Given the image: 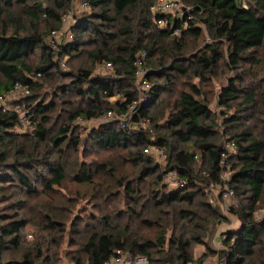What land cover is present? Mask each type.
<instances>
[{
  "label": "trees",
  "instance_id": "16d2710c",
  "mask_svg": "<svg viewBox=\"0 0 264 264\" xmlns=\"http://www.w3.org/2000/svg\"><path fill=\"white\" fill-rule=\"evenodd\" d=\"M72 1L0 0V95L16 83L30 91L9 102L11 107L29 110L24 118L14 109L0 107V264H58L66 223L79 192L66 187V168L70 163L73 167L78 164L77 159H70L82 146V133H86L89 151H107L117 158L125 154L118 160L140 165L141 180L155 176L157 187L151 212L146 205L139 211L131 208L142 226L157 229L154 237L147 238L130 223L123 228L113 224L115 211L109 209L115 198L113 186L94 181L103 173L114 175L119 161L114 164L106 158L94 167L80 164L74 179L90 187V194H86L104 225L103 230L94 229L83 243L87 264H103L118 249L146 256L149 264H204L205 255L196 256L199 245L226 264H264V219L254 218L264 203V135L250 130L248 115L242 113L223 117L225 129L220 135L201 87L212 82L222 65L235 75L219 92L220 106L232 108L246 94L239 105L255 107L258 92L244 86L239 68L252 51L264 45V0H184L188 5L185 17L163 15L165 28L156 24L158 15L152 12L157 0H88L90 9L72 27L74 42L53 50L46 38L61 28ZM42 21L46 23L43 28ZM185 21L188 27L175 36L174 29L182 28ZM205 33L212 44L193 53L192 59L185 58L187 36L200 39ZM141 51L148 54L147 76L152 88L134 121L148 119L149 124L137 130L122 129L118 121L84 126L108 111L117 115L126 112L137 97L134 61ZM62 60L72 66L67 72L61 69ZM107 61L113 64L112 75L96 74L97 66ZM181 75L196 77L201 84L181 91L162 132L160 121L166 108L162 95L174 88ZM55 77L69 80L52 84L48 98L44 82ZM72 94L75 100L69 97ZM114 97L122 99L114 101ZM58 104L68 116L55 132L52 114ZM79 118L83 121L78 122ZM226 141L237 146L229 160L231 178L227 183L240 198L239 207L230 210L241 225L221 236L223 249L214 252L210 242L221 216L219 207L207 197L211 187L221 186L220 153ZM149 146L164 148L165 169L144 152ZM171 171L188 183L168 188L164 177ZM116 185L125 187L130 203L137 205L139 195L129 182L117 181ZM61 190L64 194L60 196ZM78 235L73 229L72 245L77 244L74 238ZM73 261L85 264L77 256Z\"/></svg>",
  "mask_w": 264,
  "mask_h": 264
},
{
  "label": "rangeland",
  "instance_id": "374dc122",
  "mask_svg": "<svg viewBox=\"0 0 264 264\" xmlns=\"http://www.w3.org/2000/svg\"><path fill=\"white\" fill-rule=\"evenodd\" d=\"M75 5L76 3H79V0H73ZM186 5V3L184 2ZM188 7V5H186ZM71 7L69 10L64 14L63 17H65L68 22L64 26L63 35H62V43L59 46L58 50L63 49V46H67L68 43L66 40H70V33L73 34L72 27L77 23V21L74 22L73 18L71 17L72 13ZM86 11L77 10L76 16H80L82 13H85ZM187 13L184 14L183 18L185 17ZM172 18L175 17V15H171ZM63 25V22L61 23ZM71 24V25H70ZM46 25L45 21H42L40 23V27H44ZM61 25V27H62ZM72 26V27H71ZM176 36V35H175ZM48 37V36H47ZM186 51H185V58L192 59L193 53L199 52L201 49L206 48L209 44H212V40L208 37V35L205 33L204 36H202L200 39H194L192 36H187L186 38ZM72 44V43H69ZM51 48V47H50ZM64 59L67 60L66 57ZM65 61V60H62ZM72 68V66H70ZM70 67L66 64L65 67L62 69L63 72H67L70 70ZM239 71L243 73V77L245 79L244 86H249V89L252 91H257L258 96L256 98V105L253 108H246L248 106H245L246 104L239 105L242 100L246 97V94L242 95V98L236 102L232 108L227 107H221L219 103V92L222 89V87L226 84V82L229 80V78L234 77L235 71L228 72L227 69H225L222 65L219 66L216 75L212 78V82L209 85H201L202 89L206 92L207 97L209 99L210 108L212 109L214 118L217 121L218 124V131L219 134L222 135L224 132V120L223 117L227 116V114H235V113H242L248 115V121L247 125L249 126L250 130H253L256 134H263L264 135V97H261V93L264 96V45L262 47H259L252 51L251 57L249 60L242 63L241 67L239 68ZM95 73L97 74L96 70ZM68 78L65 77H55L52 81H46L44 82V92L49 93L50 96L48 98H51V91H52V84L54 86L56 83L68 81ZM176 84L174 85V88L171 91L165 92L162 95V98H164L165 102V111L164 116L161 119V123L163 124L162 132L166 131L167 126V120L173 115V104L176 99H178L179 94L181 91L189 90V86L192 84H201L200 79L196 77H187V76H179L177 81H175ZM43 91V90H42ZM71 99L75 100L76 97L71 96ZM59 103V100H57ZM237 110V112H236ZM53 118H52V124L55 127V132L58 130L59 126L66 123V118L68 114L63 110V106L58 104V107L53 112ZM29 125V124H28ZM25 125V126H28ZM84 126L91 128L94 123L87 122L83 124ZM81 124V126H83ZM95 127V126H93ZM54 132V133H55ZM79 132V129L75 132L77 134ZM86 133H82V146H80L79 151L75 153V157L70 159V161H73V159H77V165L73 167L74 165L70 163L66 170H67V180L65 182L66 187L71 189L72 191L78 190L77 195V202L75 201V206L72 208V213L69 216V220L66 223V229L67 233L66 236L63 238V244H62V253L59 257L58 264H74L75 257H79L82 259L85 264L88 263V256L82 251L83 243L86 241V238L88 235L93 232L94 229L97 230H103V217H101V214L99 211L95 209L94 201L86 194L90 190H88L90 187L87 185H81L77 183L74 179V175L79 171L81 168L80 164L83 163L84 167H87L89 165H92L93 167L102 161H104L106 158L112 161L114 164L117 161H119L117 165V171L114 175H110L108 173H103L99 177H95V183H104L105 185L113 186V192L115 193V198L111 205L109 206L110 210L114 209V219L113 224L117 225L120 228H123L126 224L130 223L131 228L134 231H137L140 235H143L147 238H152L155 235L156 228L148 229L144 226H142L139 222V220L136 219L135 216H133L131 208H135L136 211H139L141 209L142 205H146V208L151 212L153 210L152 207V198H153V190L157 189L154 181L155 176H148L144 180H141L140 177V171L141 167L140 165H135L129 160H118L120 156L123 158L126 157L125 154L122 153V155H119L117 158V155L111 154L107 151L102 150H88V144H87V138L85 137ZM228 138V136L226 137ZM70 152H73V149H70ZM155 160V158H154ZM160 164L162 169H165V161H158L155 160ZM113 164V165H114ZM201 165V161L199 160L197 163V169H199ZM115 166V165H114ZM124 179V180H123ZM117 181H123L129 182L131 187L134 189V193H137L139 195V202L136 204L130 203V200L126 195L125 187L123 186H117ZM168 188H174L176 187L174 184H168L165 183ZM66 189L65 193L70 194V190ZM15 190V189H14ZM11 192H14L11 190ZM222 190H220L219 187H211L208 191V197L207 199L212 203L214 206L219 207V212L221 216V222L220 225L216 231V235H218L219 228L222 223H226L229 225H236L233 227L232 230H235L240 227L241 222L239 218L231 212V208H238L240 205V198L238 195H234V198L225 200L221 196ZM61 194H64V190L60 191ZM90 194V193H88ZM122 213V216H117V214ZM254 218L256 220H262L264 219V203H261L257 210L254 213ZM73 229H76L79 231V235L76 236L77 244L72 245L71 240L72 238V232ZM172 231L169 230L168 235H171ZM225 234H221L223 236ZM210 247L215 250L217 245L213 243L211 240ZM196 256L198 258L204 257V264H215L216 262L220 261L218 259V256L213 254L212 252H206V249L203 245L196 246Z\"/></svg>",
  "mask_w": 264,
  "mask_h": 264
},
{
  "label": "built area",
  "instance_id": "2783aa9c",
  "mask_svg": "<svg viewBox=\"0 0 264 264\" xmlns=\"http://www.w3.org/2000/svg\"><path fill=\"white\" fill-rule=\"evenodd\" d=\"M90 9V3L88 0H79V3H74L72 1L71 4V17L74 22L78 20L79 16H76L77 10L88 11ZM186 11V5L184 4V0H157L156 3L152 7V12L155 15H158L156 18V24L160 28H165L167 25L166 20L163 15H175V17H180L183 19V16ZM161 16V17H160ZM63 25L60 29L53 30L48 37L46 38L47 44L53 49L58 50L59 46L62 43V35L64 26L68 22V20L63 17L62 19ZM71 25V24H70ZM72 27V26H71ZM188 27V21H185L183 27H176L173 31V34L176 36H181L183 29ZM70 40H66L68 45L69 43L74 42V35L70 33ZM148 54L147 51H141L137 54L136 59L134 61L135 73H134V89L136 91L137 97L131 104H129L125 113L117 115L114 111H108L107 113L101 115L96 119H92L88 121L89 123H94L93 126L110 124L113 121H118L122 129L131 128L133 130L139 129L140 126H146L149 124L148 119H144L141 122L134 121V117L137 114V109L140 105L145 104L149 98V92L152 88V82L148 78V68L146 66V58ZM61 69H63L66 65L65 61H61L60 63ZM113 64L111 62H102L97 66L96 72L98 75L109 76L112 75ZM30 94L29 89L23 87L20 83H16L14 87L6 94L0 95V107L5 109H14L16 112L20 113L21 117H25L29 110H23V108L19 105L15 107H11L10 101H17L21 98ZM121 100L122 97H114L112 100ZM83 121V119L79 118L78 122ZM24 125H28L29 122L27 119L23 120ZM237 151V146L233 142L226 141L224 143L223 149L220 153V182L221 186L219 187L221 192V196L225 199L234 198L235 192L232 188L229 187L228 181L231 178V170L229 160L231 156ZM144 152L153 156L158 161H165L166 155L165 150L162 147L157 146H149L146 147ZM164 182L168 184H174L176 187L185 186L188 181L186 179H180L176 173V171L167 172L164 177ZM29 238H32L30 235ZM223 249V245L219 244L217 250ZM103 264H149V259L146 256H134L130 252L125 251L123 249L116 250L115 254L108 260L104 261ZM190 264H198L197 262H191ZM215 264H226L224 260H220Z\"/></svg>",
  "mask_w": 264,
  "mask_h": 264
},
{
  "label": "crops",
  "instance_id": "0c3cea01",
  "mask_svg": "<svg viewBox=\"0 0 264 264\" xmlns=\"http://www.w3.org/2000/svg\"><path fill=\"white\" fill-rule=\"evenodd\" d=\"M234 226H236V225H232L231 226L229 224L222 223L220 228H219L218 235L214 236V239L212 240L213 243L216 244L217 247H218V245L221 244V241H222L221 234H225V233H227V231L232 230ZM217 247H216L215 250H217Z\"/></svg>",
  "mask_w": 264,
  "mask_h": 264
}]
</instances>
